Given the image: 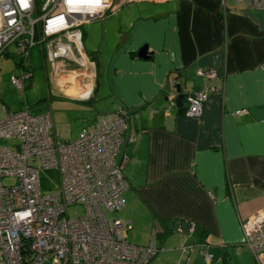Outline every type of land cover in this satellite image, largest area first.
<instances>
[{"label": "crops", "instance_id": "obj_1", "mask_svg": "<svg viewBox=\"0 0 264 264\" xmlns=\"http://www.w3.org/2000/svg\"><path fill=\"white\" fill-rule=\"evenodd\" d=\"M113 1L110 13L81 27L82 63L60 66L40 47L55 77L62 74L49 101L129 111L117 156L126 159L129 183L115 217L130 221L123 236L156 239L159 252L147 264H264V253L255 257L243 244L241 228L264 209V9L240 0ZM198 68L217 72L221 93ZM171 79L184 95L208 86L201 116L179 110ZM58 128L64 140L77 137L71 125Z\"/></svg>", "mask_w": 264, "mask_h": 264}, {"label": "built area", "instance_id": "obj_2", "mask_svg": "<svg viewBox=\"0 0 264 264\" xmlns=\"http://www.w3.org/2000/svg\"><path fill=\"white\" fill-rule=\"evenodd\" d=\"M240 1L264 9V0ZM113 5V0H42L40 6L37 0H0V56L11 45L21 56L10 83L26 88L32 77L27 63L31 49L43 42L60 66L82 63V25L102 19ZM197 74L217 80L210 90L222 92V79L215 70L198 68ZM207 89L184 95L185 116L202 115ZM128 129L129 115L118 109L97 117L76 138L64 140L50 110L33 114L29 106L18 111L3 107L0 264H147L158 254L155 238L147 244L128 241L121 230L130 221L109 218L103 210L119 211L125 204L126 159L117 156ZM127 140H132L130 134ZM41 169L49 176H42ZM5 178L15 182L6 184ZM73 205H81L84 212L70 217L67 209ZM241 228L248 250L255 257L264 253V209L243 221ZM188 230L194 231L195 225ZM177 264L193 263L185 258Z\"/></svg>", "mask_w": 264, "mask_h": 264}, {"label": "rangeland", "instance_id": "obj_3", "mask_svg": "<svg viewBox=\"0 0 264 264\" xmlns=\"http://www.w3.org/2000/svg\"><path fill=\"white\" fill-rule=\"evenodd\" d=\"M37 1L40 6L42 0ZM45 48L46 47L44 46V49ZM20 61L21 56L17 53L14 45L9 47V53L0 56V114H3V107L6 106L9 107L10 111H17L21 107L25 108L26 106H29L31 107V113L33 114L51 109L54 122L58 127L65 126V128H67L68 125H71L72 137H76L83 126L90 125L95 118L103 115L99 114V112L106 111L99 107L93 108L90 103L80 107V105L71 106L64 102L61 103L58 98V101H56L55 98L54 101H49V93H51V90L53 91L54 88L59 89L58 78H60L62 74L55 70L54 73H56L58 78L55 77L51 69L52 62L50 61V58H47L44 63L41 56L40 44H36L32 47L27 62L32 71L30 86H26L24 90L14 87L10 83V77L14 72L10 73V71H15L17 63H20ZM47 75H49L48 79ZM81 104L84 105V103ZM41 174L44 177L49 176V174L42 169ZM4 182L6 184L13 183L15 182V179L5 178ZM103 210L109 218L120 216V211L109 212L105 208H103ZM83 212L84 209L81 205H73L67 209V213L70 217L81 215Z\"/></svg>", "mask_w": 264, "mask_h": 264}, {"label": "water", "instance_id": "obj_4", "mask_svg": "<svg viewBox=\"0 0 264 264\" xmlns=\"http://www.w3.org/2000/svg\"><path fill=\"white\" fill-rule=\"evenodd\" d=\"M147 52H148V46L144 45L140 48L138 55L145 58V57H147ZM175 87H176V93H177L175 102H176V105L178 107H180L183 105L184 94L181 92V87H180L179 82H176ZM183 227L185 228V230H188L189 224L184 223ZM172 228L177 229L178 223L177 222H170L169 223V229H172Z\"/></svg>", "mask_w": 264, "mask_h": 264}, {"label": "trees", "instance_id": "obj_5", "mask_svg": "<svg viewBox=\"0 0 264 264\" xmlns=\"http://www.w3.org/2000/svg\"><path fill=\"white\" fill-rule=\"evenodd\" d=\"M38 2V1H37ZM42 55H43V57H44V50H42ZM17 65H18V63H17ZM49 97H50V99L51 98H53L54 97V95H52L51 93H49ZM184 109H185V107L182 105V106H180L179 107V110L180 111H182V113H184ZM127 113L129 112L127 109H124ZM128 115H130L129 113H128Z\"/></svg>", "mask_w": 264, "mask_h": 264}]
</instances>
